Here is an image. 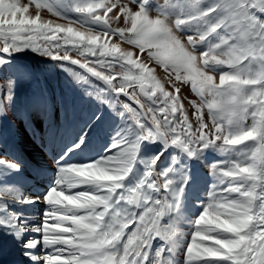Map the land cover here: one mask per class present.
<instances>
[{
	"label": "snow or ice",
	"instance_id": "6c2138e0",
	"mask_svg": "<svg viewBox=\"0 0 264 264\" xmlns=\"http://www.w3.org/2000/svg\"><path fill=\"white\" fill-rule=\"evenodd\" d=\"M26 53L97 107L72 117L43 90L26 105L24 128L58 148L29 174L0 147V256L264 264V0H0V69Z\"/></svg>",
	"mask_w": 264,
	"mask_h": 264
},
{
	"label": "rangeland",
	"instance_id": "374dc122",
	"mask_svg": "<svg viewBox=\"0 0 264 264\" xmlns=\"http://www.w3.org/2000/svg\"><path fill=\"white\" fill-rule=\"evenodd\" d=\"M40 59L41 58L35 56L34 54L26 53L24 54V58L17 62L15 68H9L8 70L0 69V100L4 98L3 92L7 90L8 79L10 77L12 78L21 77L17 80V85H16L15 108L14 110L13 109L8 110V113L11 114L16 120L14 121L17 125L14 126L13 129L8 130V126H7L8 124L7 119H9L8 116L6 118V121L3 118H0V143L4 144L6 142L8 145L11 142L9 151L19 152L18 154L21 157L28 154L30 155L32 153V148H31L32 146L29 144L28 147L24 148L22 146H17V143H21L20 141L22 140H28V143L34 141V145H36V140L32 137L33 135L32 133H30V130H28L25 134H22L23 131L19 132V128H20L19 126L21 125V128H24L21 122V116L24 112L26 105L33 99L37 91L43 90V92L45 93L48 99L52 94H54L55 101L57 102L56 106L58 107L62 106L63 108H67L69 110L70 116L72 117H75V114L77 115V118L90 115L93 111H95L97 107L93 103L91 97L85 94V90L87 89L88 91H92L91 88H88V86L83 84L75 83L74 78H72L69 74L61 71L60 69L54 67L52 64L39 63L38 61ZM24 69L33 70L35 72V76L32 79L22 77L21 74ZM160 75H163V73L160 72ZM183 88H182V93H184V95H189V96L192 95L189 87L185 86ZM93 95H95L94 92ZM110 123H111L110 121L107 122L105 126H103V129L101 128V131L103 132L100 131V134L101 133L103 134V141L107 137V130L110 126ZM12 133L13 135H15V137L14 138L8 137V135ZM20 134L25 136L21 138ZM44 140L49 141L47 138H45ZM96 140L97 143L99 144L94 143V145H96V147L97 145L98 146L100 145V147H102L103 141H101V138ZM44 143H45L44 141L41 143L42 145L39 147V152L43 153L45 151L46 153L44 152L43 154L45 155L46 161L50 163V161H48L47 159L51 154L50 149H57L58 144L55 142L54 143L48 142L47 143L48 146L46 143L45 146ZM22 149L25 150L23 151ZM223 158L224 157H222L218 153L213 154V159L222 160ZM39 165L41 164L39 163ZM203 170L205 172L204 173L201 172L202 176H207L208 175L207 168H203ZM185 229L188 230L187 227H185Z\"/></svg>",
	"mask_w": 264,
	"mask_h": 264
},
{
	"label": "bare ground",
	"instance_id": "6f19581e",
	"mask_svg": "<svg viewBox=\"0 0 264 264\" xmlns=\"http://www.w3.org/2000/svg\"><path fill=\"white\" fill-rule=\"evenodd\" d=\"M43 15H45L46 17L48 16L47 14H43ZM183 90H184V88H183ZM186 90V89H185ZM183 92H185V91H183ZM187 92H189V91H187ZM184 94V93H183ZM189 96V95H188ZM50 102L52 103V104H54V105H56V102H55V99L52 97V95L50 96ZM63 105V104H62ZM59 108H61V109H63V107L62 106H60ZM8 120V124H7V126H8V129H13V127L14 126H16L17 124L15 123V119L13 118H10L9 117V119H7ZM15 120V121H14ZM7 123V122H6ZM19 126V125H18ZM20 128H19V132L21 131H23L22 132V134H25L28 130H26L25 128H21V125L19 126ZM102 129H103V127H102ZM6 132V131H5ZM101 132H103V131H101ZM30 133H31V131H30ZM22 134H20L21 135V138H23L25 135H22ZM8 135V134H7ZM13 137H15V135H13V133L11 134ZM33 138H34V136H32ZM35 140H36V145H34V141H31L30 143H28V140H22V141H20L21 143H17V145H19V146H22V147H28V145L30 144L32 147V155H33V157H32V159H31V162H33L36 166H38L39 165V163L40 164H44L45 162H47L46 161V158H45V155L43 154V153H41V152H39V147L42 145L41 143H42V141L40 140V139H37V138H34ZM97 141V140H96ZM44 142L47 144L48 142H50V141H45L44 140ZM45 143H44V145H45ZM54 143V142H53ZM97 144H99V143H97ZM43 145V146H44ZM47 146H48V144H47ZM95 147H96V145H94ZM98 146V145H97ZM102 146V145H101ZM0 147H1V145H0ZM98 147H100V145L98 146ZM97 147V148H98ZM55 148V147H54ZM45 149V148H44ZM23 150V149H22ZM25 150V149H24ZM23 150V151H24ZM46 150V149H45ZM46 153V152H45ZM35 157V158H34ZM202 172H204V171H202ZM31 173V168L29 167V174ZM41 183H43V181L41 182ZM42 190V189H41ZM43 206L42 205H40L39 207H36V208H34V209H32V211H33V213L36 215V216H39V214H40V210H41V208H42ZM15 259V257L11 254V253H9V254H7V255H4V256H0V261H7L8 262V264H11V262L13 261ZM177 259H180V260H182V254H179V255H177Z\"/></svg>",
	"mask_w": 264,
	"mask_h": 264
}]
</instances>
